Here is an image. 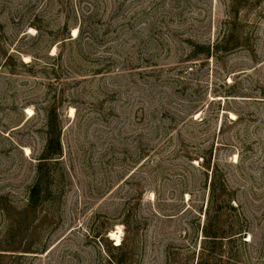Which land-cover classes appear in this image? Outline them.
Segmentation results:
<instances>
[{
	"label": "rangeland",
	"instance_id": "obj_1",
	"mask_svg": "<svg viewBox=\"0 0 264 264\" xmlns=\"http://www.w3.org/2000/svg\"><path fill=\"white\" fill-rule=\"evenodd\" d=\"M199 263L264 264V0H0V264Z\"/></svg>",
	"mask_w": 264,
	"mask_h": 264
},
{
	"label": "trees",
	"instance_id": "obj_2",
	"mask_svg": "<svg viewBox=\"0 0 264 264\" xmlns=\"http://www.w3.org/2000/svg\"><path fill=\"white\" fill-rule=\"evenodd\" d=\"M45 116L47 117V134L49 135V139L47 141V144L44 146L43 150V157H41L42 160L46 159H55L58 158L59 152H60V143L58 139V131L56 129L55 122L52 119V113L50 111H45ZM45 161H41L43 163ZM40 171V168H38ZM37 172V176H38ZM212 193V192H211ZM38 195V185H35L29 190L28 195V201L31 206L35 205L36 197ZM200 264V263H199Z\"/></svg>",
	"mask_w": 264,
	"mask_h": 264
},
{
	"label": "bare ground",
	"instance_id": "obj_3",
	"mask_svg": "<svg viewBox=\"0 0 264 264\" xmlns=\"http://www.w3.org/2000/svg\"><path fill=\"white\" fill-rule=\"evenodd\" d=\"M72 31H73V35H75L77 33V30L76 29H73ZM27 112H31V110L30 109H27ZM111 234H113V233H111Z\"/></svg>",
	"mask_w": 264,
	"mask_h": 264
}]
</instances>
